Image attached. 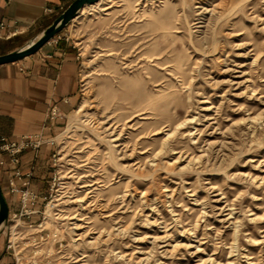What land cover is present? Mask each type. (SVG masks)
I'll return each mask as SVG.
<instances>
[{
	"label": "rangeland",
	"instance_id": "obj_1",
	"mask_svg": "<svg viewBox=\"0 0 264 264\" xmlns=\"http://www.w3.org/2000/svg\"><path fill=\"white\" fill-rule=\"evenodd\" d=\"M77 16L67 35L80 53L78 107L89 104L56 132L58 162L48 164L50 177L61 175L45 201L51 264H211L200 262L210 255L224 264L230 254L235 264H264V241L254 246L249 235L264 240L250 219L264 215V181H252L264 175V0H101ZM248 115L257 120L247 124ZM186 116L194 121L163 146ZM110 123L117 146L106 141ZM85 194L108 203L103 214L65 201ZM226 201L245 228L243 254L230 253ZM79 211L92 228L81 239L63 217Z\"/></svg>",
	"mask_w": 264,
	"mask_h": 264
},
{
	"label": "crops",
	"instance_id": "obj_2",
	"mask_svg": "<svg viewBox=\"0 0 264 264\" xmlns=\"http://www.w3.org/2000/svg\"><path fill=\"white\" fill-rule=\"evenodd\" d=\"M73 0H0V53L14 49V41L38 33ZM67 26L38 51L21 60L0 64V132L14 138L22 134L50 136L60 130L80 103V53L67 35ZM23 67V70L20 67ZM53 106L58 114L50 116ZM53 147L21 154L20 167H35L32 187L48 192ZM37 153V154H36ZM8 159V155L5 154ZM0 167V180L7 200L8 175ZM49 174V175H48ZM12 206V202H9Z\"/></svg>",
	"mask_w": 264,
	"mask_h": 264
},
{
	"label": "built area",
	"instance_id": "obj_3",
	"mask_svg": "<svg viewBox=\"0 0 264 264\" xmlns=\"http://www.w3.org/2000/svg\"><path fill=\"white\" fill-rule=\"evenodd\" d=\"M3 26V24L0 26V36ZM20 69L23 70V67ZM57 114L58 108L53 106L49 115L53 117ZM58 136L59 133L50 136L22 134L11 138L0 132V167H6L8 203L12 202V206L9 203L8 225L4 230L5 241L0 264H51L54 251L47 248L49 232L44 224L45 208L48 203L45 201L49 191L40 195L32 187L35 167L23 171L19 164L24 151L33 149L38 152L44 144H48L53 147L51 162L57 165ZM5 154L8 155V159ZM60 177V172L54 170L50 177L49 190H52L56 179ZM33 215H39V218L30 220Z\"/></svg>",
	"mask_w": 264,
	"mask_h": 264
},
{
	"label": "bare ground",
	"instance_id": "obj_4",
	"mask_svg": "<svg viewBox=\"0 0 264 264\" xmlns=\"http://www.w3.org/2000/svg\"><path fill=\"white\" fill-rule=\"evenodd\" d=\"M100 1L101 0H99L98 2H96V3H94V4H91V5H88V6H85L81 11H80V13H79V15L80 14H82V13H84L87 9H89V8H93V7H96L99 3H100ZM228 1H232V0H228ZM218 4H219V2H218ZM105 7V6H104ZM206 8V7H205ZM78 15V16H79ZM219 15H221V14H219ZM77 16V17H78ZM75 19V18H74ZM218 56H220V55H218ZM89 104V101L88 100H86L85 102H83V103H81L80 104V106L78 107V109H77V111L79 112V111H83V110H85L86 109V107H87V105ZM135 115H137V113L135 114ZM134 115V116H135ZM109 118H111V116L109 117ZM194 118H195V116H186V117H184V118H182L180 121H178V123L176 124V126H175V128L173 129V131H167L166 132V137L163 139V146H164V144L168 141V138L174 133V132H176L177 130H179L180 128H182V127H186L187 126V124L189 123V122H191V121H194ZM244 120H246V123L247 124H250V122H254V121H256L257 120V117L256 116H252V115H248L247 117H244ZM104 122H106V120H103V122L102 123H104ZM234 123V122H233ZM253 124V123H252ZM128 125V124H127ZM232 126V125H231ZM255 126V125H254ZM243 127H245V126H243ZM248 127V126H247ZM116 128H118L117 126H114L113 124H111L110 123V125L108 124V125H105V129H107V131H109V133L112 135L111 137H108V138H106V141H107V143H108V145H109V147L111 146V145H114V146H117V145H119L117 142H119L122 138H121V136H120V134L119 133H117L116 132ZM171 129V128H170ZM244 129V128H243ZM189 130H191V129H189ZM191 132V131H190ZM191 134H192V132H191ZM215 141H210L209 142V146L210 147H214L215 145L213 144ZM217 142V141H216ZM215 142V143H216ZM226 143V142H225ZM217 145V144H216ZM224 145V144H223ZM120 148V147H119ZM161 151V150H160ZM109 152L111 153V150H109ZM158 154V152L155 154V156L154 157H156V155ZM202 156V154H200L199 156H198V158L199 157H201ZM121 157V156H120ZM123 157V156H122ZM195 157L196 156H191L189 159H188V161L186 162V164L185 165H187V166H189V165H192V163H193V161H194V159H195ZM179 158H181V154H179L177 157H176V159H175V161L176 160H178ZM154 159V158H153ZM154 163H156V162H154ZM153 164V163H152ZM117 166L121 169V168H127V166H129V165H127V164H123V163H119V164H117ZM91 181V180H90ZM252 181L253 182H259L260 181V183L262 182V181H264V175H262V176H259L258 177V175H252ZM87 185H89V186H92V184H85V185H83V186H87ZM214 189H216V185H214V186H212ZM90 191H92V189L90 188V190L88 191V192H90ZM125 194V193H124ZM218 195H219V193H218ZM88 195L87 194H85L84 196H78V197H75L74 199H72V200H69V198H67V200H65V201H74L75 203H77L78 205H79V208L81 207V209H84V208H86V207H93V206H96V208H98V210H99V212L100 213H102L103 214V212H104V209L108 206V203L107 204H104V203H102V202H96V203H93V202H91L90 200H87L88 199V197H87ZM261 198V197H260ZM260 198H258V199H260ZM263 199V198H262ZM222 199L221 198H217L216 199V201H218V203L221 201ZM64 201V200H63ZM203 204H205V202H202ZM227 206H229V211L227 212V215H228V217H227V220L226 221H230V222H232V224H233V226H234V241L232 242V244H231V246H230V253H233L234 251H237L238 252V254H243V252H241L240 251V245L238 244V242H237V239H238V237H239V233H240V231H243L245 228H243L242 227V224H241V222H240V219H239V216L237 215V214H235L236 212H235V206H234V203H230V202H228V201H226V206H221L220 207V210H224ZM203 212L205 213L206 212V209H204L203 210ZM251 214V220H253V221H257L258 223H259V227L261 228V227H264V215L263 216H261L257 211L255 212H251L250 213ZM64 215V214H63ZM108 215V214H107ZM63 217H66V218H69V219H72V221L70 222L71 224H72V229H73V231L75 232V234L77 235V239H81V238H83V237H85V236H89L91 233H92V228H90V229H87V230H85V227L87 226L86 225V222H88L86 219L88 218V216L87 215H85V214H83L81 211H79V212H77V213H75L74 215H71V214H68V215H64ZM264 230V229H263ZM100 235L101 234H99L98 236H91L92 237V239H91V241H96L97 240V238H99L100 237ZM249 235H250V239H251V241H252V245H259V244H261L264 240H259V239H257V238H255L253 235H251V232H249ZM263 236H264V234H263ZM165 237V235H162V236H154L153 238L155 239V241H156V239H161V238H164ZM154 244L156 245V242H154ZM177 244H179V243H176L175 244V246L177 245ZM181 245V244H180ZM200 247H199V245H197V249L198 250H200L199 249ZM124 255V254H123ZM230 258L229 259H227L226 260V262L224 263V264H235V259H236V257L234 256V255H232V254H230V256H229ZM248 259H250V258H252V255H249L248 257H247ZM145 259H147V258H144V257H140L139 259H138V262H141V261H143V260H145ZM81 260V258H77L76 260H75V264H79L78 262ZM205 261H207V262H211V264H214L215 262H216V264H222L221 263V260L220 259H216L215 257H212L211 255L209 256V258L208 259H206V258H203L200 262L202 263V262H205ZM249 263H254L253 261H251V262H249Z\"/></svg>",
	"mask_w": 264,
	"mask_h": 264
},
{
	"label": "water",
	"instance_id": "obj_5",
	"mask_svg": "<svg viewBox=\"0 0 264 264\" xmlns=\"http://www.w3.org/2000/svg\"><path fill=\"white\" fill-rule=\"evenodd\" d=\"M99 0H73L47 26L39 31L28 43L10 51L0 53V64L15 62L38 51L47 41L65 28L80 11ZM9 203L0 180V233L8 225Z\"/></svg>",
	"mask_w": 264,
	"mask_h": 264
}]
</instances>
